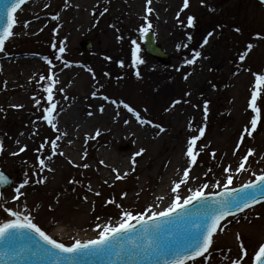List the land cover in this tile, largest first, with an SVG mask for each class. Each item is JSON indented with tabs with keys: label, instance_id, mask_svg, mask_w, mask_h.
I'll return each instance as SVG.
<instances>
[{
	"label": "rangeland",
	"instance_id": "obj_1",
	"mask_svg": "<svg viewBox=\"0 0 264 264\" xmlns=\"http://www.w3.org/2000/svg\"><path fill=\"white\" fill-rule=\"evenodd\" d=\"M35 2H30L17 14L18 23L14 33L19 35L6 46L8 57L0 55V66L12 67L7 72L0 71V108L4 109L0 112V138L3 139L5 148L0 156V168L16 183L22 181L25 172L30 178V186L22 189L25 196L18 201L12 199L16 183L2 191L6 207L20 211L27 207L35 217V222L49 235H53L59 225L68 228V236H53L66 244L72 243L73 237L86 239L79 237L80 234L91 233V237L95 238L97 233L93 229L98 222L97 216L100 217L99 223H104L109 218L113 222L119 220V209L105 203L110 198L114 197L124 209L133 212H142L149 205L156 203H159V208L155 210H162L165 207L161 205V201L155 200L158 187L161 180L167 178L164 173L169 172L168 167L175 152L185 148L188 137L198 134L197 131L190 130L188 124L191 122L194 128L205 126L202 121L205 100L209 101V114L202 142L209 147L197 158V165L192 168L194 173L192 177L189 176L188 186L199 187L208 183L209 188L206 191H216L213 184L217 180H220L221 184L225 182L227 173L224 169L229 165L234 175L230 186L253 179L250 174L252 171L259 173L264 170V159L258 158L264 157V99L258 100L261 114L257 129L252 137L245 134L240 151L233 155L242 129L250 124L254 115L248 107L255 81L253 73H264V39L255 35L264 34V3L261 0H204L203 4L201 0H189V8L180 13V20L186 25L189 15L195 17L194 27L191 28L182 26L176 18L183 0H153L151 5H147L154 10L152 14H148L153 25L150 30L155 33L158 43L171 54L167 65H163L146 51L143 37L138 31L141 25L147 23L143 19L147 14L146 0H139L138 10L133 5L134 0H87L82 13L69 5L65 17V0H40L38 11L42 13L43 20L38 29L43 28V31L31 30L29 34V29H24L23 22L32 14ZM104 7H108L109 11L101 17L99 12ZM93 9L97 13L95 16ZM57 12L60 13L58 22L51 19ZM68 19L74 21L77 26L88 24L89 28L86 34L65 42L66 50L60 54L64 61L72 62L77 72L61 79L55 86L54 100L59 101L57 110L65 103L63 97L66 95L69 103L74 102L79 107L80 115L86 113L90 105L93 107L101 104L106 107L107 113L100 116L96 125L87 129L88 136L94 135L97 129L100 130L101 135L95 141L88 140L86 143V136L71 139L66 136L58 141V152L63 151L65 155L57 154L53 158V172H37L38 176L48 177L45 183L31 184V180L35 179L33 173L37 171L35 149L45 138L50 142L56 134L50 125L38 119L42 113L34 107L32 97L42 95L38 86L39 77L44 75L47 79L50 75V66L42 59L44 55L52 59L55 65L51 73L59 72L62 78L60 69L64 64L55 60V53L58 52L60 41L66 37L60 32L62 27L67 25ZM57 23L61 27L54 33L53 29L57 27ZM104 24L110 25L113 31L119 28V34L124 39L120 42L114 41V45L105 43L106 47L98 49L96 33ZM237 27L241 32L235 31ZM209 32L213 33V36L208 37ZM189 33L192 35L190 41L187 39ZM54 37L57 49L51 48ZM205 38H208L209 43L201 49ZM87 39L91 41V47L89 50H83L81 42ZM132 39H137L140 44L137 55L144 60L142 65H138L141 78L137 79L132 67L121 69L119 66L117 69L106 71L103 64L107 63V51L118 53V61L127 62L132 59H129ZM248 43L253 47L245 60L240 61L238 57L246 50ZM177 44L181 45L180 49H177ZM184 44L188 46L184 47ZM195 50H201L202 53L197 63L192 66L183 64L185 58H192ZM33 60H38L42 66H37V71L25 80L24 86L20 89H10V86L3 88L2 81L5 77H10ZM87 67H91L96 73L95 79L87 71ZM105 73L110 75L105 76ZM186 73H192L187 80L183 79ZM61 87L64 88L63 93L57 91ZM93 91H97V97H92ZM185 93L190 95L185 96ZM102 95H107L110 100L115 99L117 103L122 99L140 112L141 118L161 124L166 131L157 136L154 127L145 125L150 132H145L143 143L139 144V127L124 124L126 119L130 120L134 115L121 105L118 120L114 121L117 109L110 101L100 99ZM174 100L181 102L173 107ZM185 100L189 102L186 103ZM13 104L24 107L12 108ZM58 130L67 132L69 126L61 128L58 123ZM21 132L24 133L23 136L20 135ZM17 139L21 141V145L27 144L28 149L14 157L11 153L18 151L21 146L15 143ZM66 139L72 143L66 144ZM200 143H197V148ZM70 145L73 148H70ZM141 148L146 151L137 157V165L133 171L131 157ZM247 148L255 150L253 155L244 161L249 171L236 173L235 169L242 162ZM259 148L263 150L259 152ZM85 150L88 155L82 159ZM212 150L216 151L215 159L210 155ZM67 151L73 152L74 155H68ZM103 151H110L128 159L127 164L114 166L121 175L124 172L129 173L125 179L116 181V173L112 168L106 169L98 163L100 157L97 154ZM48 154L50 153L46 146L43 155ZM69 160L73 163H69ZM258 160L260 161L257 162ZM83 163H88L89 168L74 166ZM209 168L212 172L205 176L204 173ZM73 178L82 182L75 186V191L69 183ZM105 180L112 186L105 184ZM89 183L93 192L87 191L86 186ZM95 191H100L101 195H94ZM125 192L127 196L122 198L121 193ZM181 193L186 194L183 186ZM85 195L88 197L86 202L82 199ZM170 195L169 203L172 193ZM6 215L0 210V220L6 218ZM245 216L247 218H244ZM231 219L232 217L229 218ZM237 232L241 234L248 251V256L243 258L242 264H252L250 258L259 243L264 240V204L245 211L240 215L238 222H233L218 236L215 247L230 248L232 251L226 253L230 258L241 256L236 240ZM211 264H224L222 255L214 253Z\"/></svg>",
	"mask_w": 264,
	"mask_h": 264
},
{
	"label": "snow or ice",
	"instance_id": "obj_2",
	"mask_svg": "<svg viewBox=\"0 0 264 264\" xmlns=\"http://www.w3.org/2000/svg\"><path fill=\"white\" fill-rule=\"evenodd\" d=\"M27 0H0V55L5 58L8 57V51L6 48V42H10L14 39L18 33H14L13 29L18 23L17 16L15 13L18 9H21L22 5H25ZM153 0H146V15L143 19L147 22L146 25H141L138 29L140 36L144 37L147 34V40L149 43L152 42V35L149 30L152 28V22L149 20V15L153 13L151 5ZM264 3V0H261ZM204 3V0H201ZM47 7V5H46ZM64 7H69L68 0H65ZM189 8V0H183L182 7L176 14L178 22L182 26L194 27L195 17L189 15L186 20H180V13L185 9ZM22 10V9H21ZM214 10V9H213ZM109 11L108 7H104L99 12V16H103ZM96 10L93 9V15L95 16ZM38 18V17H37ZM53 21L60 20V13L52 15ZM31 21L25 20L23 27L25 30L28 29ZM61 25L57 23V27L53 29V32L59 31ZM115 27V25H113ZM43 31V28L40 29ZM117 33L120 32L119 28H116ZM237 33L241 32V29L237 27L235 29ZM208 37L213 36V33L209 32ZM257 38L264 39V34L256 33ZM124 38L121 35H117V41L120 42ZM187 39L190 41L192 35L189 33ZM67 37L60 41L58 52L55 53V60L61 61L64 67H70L72 62L64 61L60 55L65 52V42ZM209 43L208 38L203 40L201 49L204 45ZM131 49V63L127 67H132L135 70L137 79L141 78V72L138 65H142L144 60L141 59L137 53L140 51V44L137 39L130 41ZM184 44V47H187ZM177 49L181 48L180 44L176 45ZM253 45L248 43L246 50L239 55V60L244 61L248 52L252 49ZM52 49H57L55 37L51 43ZM202 55L201 50H195L192 58H185L183 64L192 66L197 63V59ZM44 61L50 66V75L45 78L44 75L39 77L38 86L42 95H33L32 99L34 107L42 113L39 120L46 122L47 125L51 126V129L56 132L54 139L50 142L45 138L35 152L37 153L36 160L37 165L33 173L35 179L31 180V184L40 185L48 180V177L38 176V173H44L45 171L53 172L54 168L51 166L54 162L53 158L59 154L64 156L63 151L58 152V141L63 137L67 136L66 131L58 130V116L59 113L64 111L63 106L57 110V104L59 101L54 100V88L59 83V80L54 77L59 76V72L52 74L51 69L55 67L53 60L47 55L42 57ZM111 59V57H106ZM119 65L121 69L125 68V62L120 60ZM183 66V65H181ZM0 71H3L0 66ZM63 71V68L60 69ZM87 71L92 74L93 79L96 77V73L91 67H87ZM192 73H186L183 79L187 80ZM105 76L110 73H105ZM255 78L254 84L251 88V96L248 102V107L252 110L254 115L250 120L249 125H245L238 138L233 155H236L240 151L241 144L245 140V134L247 137H252L253 132L257 129L258 122L260 121L261 108L258 106V100L264 99L262 93H264V73H253ZM43 82L42 84L39 82ZM5 87L7 82H4ZM102 87V86H101ZM59 93L64 92V88L57 89ZM92 97H97V91L91 93ZM190 93H185V96ZM103 101H110L116 109V116L113 120H118L120 115L119 109L122 105L129 113L135 116L136 121L141 126H152L157 132L158 136L164 133L166 129L159 123H153L150 119L141 118L140 112L136 111L129 104L125 103L122 99L117 103L115 99H111L107 95L99 97ZM65 101L68 97H63ZM43 101V103H42ZM181 101L174 100L172 106L175 107ZM185 102H189L185 100ZM12 108H23V105H11ZM194 107H198L194 105ZM91 108V105L89 106ZM99 112L102 114L105 111V106L101 104L99 106ZM4 109L0 108V112ZM145 111H147L145 109ZM209 114V101L205 100L203 103V118L202 121L205 126L194 128L190 122L188 128L193 131H197V135H191L188 137L186 142L185 157L188 159V166L182 170L181 178L172 182L171 193L172 199L170 203L162 210H155L159 208V203L149 205L142 212H133L126 210L123 206L117 203L116 199L110 198L105 201L106 204L114 205L119 209V220L113 222L109 218L104 223H99L100 217L97 216L98 221L95 224L97 235L95 238L81 240L73 237V242L66 244L53 238L49 235L42 227L35 222V217L32 215L31 210L25 207L24 211L16 210L11 207H6V201L3 193L0 192V210L6 213V218L0 220V264H35L37 261H48L49 264H85L90 259L103 260L107 259L112 261L113 258L116 262L121 264H211L214 253H220L224 264H242L243 258L248 256V251L245 247L244 240L239 232L236 233V240L238 242L241 256L239 258H230L226 253H230L232 250L229 249H218L215 247L216 240L219 235L223 234L225 230L233 223L238 222L240 214L245 213L246 209H252L256 205L264 203V170L259 173L252 171L250 174L253 179L247 180L242 183L239 187H230L233 183L234 175L229 165L224 169L227 173L225 182L221 184L220 180H217L213 184V188L222 189L220 191H206L209 188L208 183H204L199 187H189V173L193 166L197 165V158L204 152L209 145L202 142V138L205 135L206 122ZM89 117L93 116V112L89 110L87 112ZM130 121L125 120L124 124L127 125ZM35 124V121H33ZM35 134V132H33ZM24 135L23 132L20 133ZM101 135L99 129L96 130L94 135H86L85 141H95L97 137ZM200 143V147L197 148V143ZM17 145H21V141L17 139L15 141ZM72 141L69 140L68 144ZM46 146L49 149L48 155H43ZM28 149L27 144H23L18 148V151L12 152V156H18L20 153L26 152ZM4 141L0 138V156L4 153ZM146 150L141 148L138 152L134 153L131 157L132 170L135 171L137 165V157L141 156ZM254 149L247 148L246 155L242 157V162L239 163L235 169L236 173L249 171L245 167L244 161H247L249 156H252ZM87 150L84 151L82 159L87 157ZM213 159L216 158V151L212 150L210 153ZM264 159V157H262ZM69 163H73L69 160ZM101 165L105 164L104 160H100ZM84 169L89 168L88 163L82 165H75ZM113 172L116 173L115 180L120 181L125 179L129 173L124 172L120 174L118 169L113 168ZM180 170H178L179 172ZM212 169L209 168L204 175L207 176ZM15 181L9 178L3 170H0V189H4L7 186H12ZM73 185V191L75 186L80 185L82 182L75 178L69 181ZM105 184H109L107 180ZM26 186H30L29 175L25 172L23 174L22 181L16 183L14 187V195L12 199L14 201L20 200L21 197L25 196V192L22 191ZM111 187L112 185L109 184ZM184 188L186 194L181 193V188ZM87 191L93 192L91 183L87 186ZM94 195L100 196V191H95ZM127 193H121V197H126ZM82 199L86 202L88 197L85 195ZM164 197H157L156 200L163 201ZM51 208V205H49ZM228 217H232L231 220ZM244 218H247L246 216ZM252 264H264V242L259 243L258 249L251 256Z\"/></svg>",
	"mask_w": 264,
	"mask_h": 264
},
{
	"label": "bare ground",
	"instance_id": "obj_3",
	"mask_svg": "<svg viewBox=\"0 0 264 264\" xmlns=\"http://www.w3.org/2000/svg\"><path fill=\"white\" fill-rule=\"evenodd\" d=\"M86 1L87 0H68V3L70 7H73L76 9V11H78L79 13H82V10L86 8L85 6ZM39 2L40 0H37V2L34 3V9L32 10V14L28 17V20L31 21L28 27L29 30H27L28 31L27 33L29 34L31 30H35L36 32L40 31V29L38 28L41 27L43 15L42 13L38 11ZM133 5L138 10L139 0H134ZM67 11H68V8H66V10H64L63 12L64 17L66 16ZM75 24L76 23L74 21L71 22L70 19H68L67 25L62 27L61 29L60 34L65 35L67 37L66 43H68L70 40L76 38L77 36L81 34H86L88 31V28H89L88 24H81L80 26H77ZM96 34H97L98 49L99 48L102 49L106 47L104 45L105 43L114 45V41L117 40V35H120L119 33H116V31H113L110 28V25H107V24H104L103 26H101L98 29V32ZM117 55L118 53L107 51V54H105V58L111 57V59H106L107 63L103 64V68L106 71H109L110 69H117L116 67L120 66L118 63L119 61L117 59ZM129 61L131 60H127V62L124 61L126 66L127 64H129ZM6 66H3V70L6 72L12 68L9 66H7L8 68H6ZM37 66L41 67L42 64L39 63L38 60H33V62H31L30 64L24 66L23 68H20L18 71H15L13 74L10 75V77H5L2 82L4 84V82L6 81L7 82L6 87L10 86V89H20L22 86H24L23 83L25 82V80L29 78V76L32 77L33 74L37 71L38 69ZM61 72H62V78L60 76L57 77L59 82L61 81V79H66L68 78L69 75L76 73L77 68L74 67L73 64H71L70 67H63V71ZM4 87L5 85H3V88ZM62 106L64 108V111L59 113L58 120H59V124L61 128L69 126V130L67 131V137L70 139L78 138L80 136H86L87 129H90L94 125H96L100 119V116H102V114L107 113L106 107H105V111L102 114L99 112L98 109L100 105L93 106L88 109V111L91 110L93 112V116L91 117L87 115L88 111H86V113H84L83 115H80L81 110L74 102L69 103L68 101H65V103L61 104V107ZM129 121H130L129 126L133 124V126L139 127L138 134L140 135V138H139L138 143L139 144L143 143V139L146 135L145 132H150L149 128L139 125V123L136 121L134 116ZM64 141L66 144H68L69 140L66 139ZM70 148H73V146L70 145ZM262 150H263L262 148H259V152H261ZM185 151H186V146L185 148H182L179 151L175 152L171 165H169L168 167L169 172L167 173L166 171L164 173L166 174L165 177L170 178V179L168 180L167 178H165L164 180L162 179L158 187V191L155 195V200L157 197H165L163 201H161V205L164 207L167 206V204L169 203L170 197H171V195L169 196V194L171 193L172 182L175 180H179L181 178L182 170L188 166V159L184 155ZM67 154L68 155L70 154L71 156L74 155L73 152L71 151H67ZM97 156L100 157V159H98V163L101 159L105 161L104 165H101L100 163L99 164L106 169H111V168L113 169L115 168L114 166L116 164H119V165L121 164L122 166L123 164L128 163V159L122 157L119 154H115L110 151L100 152L97 154ZM97 156L95 157L97 158ZM262 157L263 156H259L258 158L262 159ZM259 161L260 160H258L257 162ZM178 170L180 171L178 172ZM193 173H194L193 170H191V172L189 173V176L192 177ZM69 234L70 232L68 228L59 225L58 227L55 228L52 236L66 237ZM79 237L86 238V239L92 238L91 233L80 234Z\"/></svg>",
	"mask_w": 264,
	"mask_h": 264
},
{
	"label": "water",
	"instance_id": "obj_4",
	"mask_svg": "<svg viewBox=\"0 0 264 264\" xmlns=\"http://www.w3.org/2000/svg\"><path fill=\"white\" fill-rule=\"evenodd\" d=\"M152 37H153V35H152ZM147 48L151 54L158 57L163 62H166L168 60L167 55L164 53V49L160 45L155 44L154 38L152 39L151 43H149L147 40ZM217 190H219V189H217ZM35 264H49V262L48 261H37V262H35ZM85 264H121V262H116L114 260V258L112 261H109L107 259L98 260V259L93 258V259L86 261ZM144 264H147V263L144 262Z\"/></svg>",
	"mask_w": 264,
	"mask_h": 264
}]
</instances>
